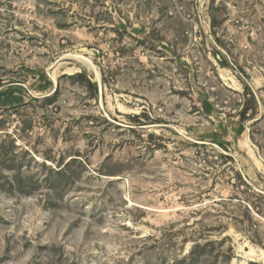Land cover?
I'll return each mask as SVG.
<instances>
[{
    "label": "rangeland",
    "instance_id": "374dc122",
    "mask_svg": "<svg viewBox=\"0 0 264 264\" xmlns=\"http://www.w3.org/2000/svg\"><path fill=\"white\" fill-rule=\"evenodd\" d=\"M263 254L264 0H0V264Z\"/></svg>",
    "mask_w": 264,
    "mask_h": 264
},
{
    "label": "trees",
    "instance_id": "16d2710c",
    "mask_svg": "<svg viewBox=\"0 0 264 264\" xmlns=\"http://www.w3.org/2000/svg\"><path fill=\"white\" fill-rule=\"evenodd\" d=\"M245 88H246L245 94H244L245 98L247 100H254L255 99L254 94L250 91V89L248 87H245ZM246 110H247L246 108L243 110V112H242L243 115H244ZM252 114L253 113H251L250 115H252ZM229 157L232 158L231 156H226V158H229Z\"/></svg>",
    "mask_w": 264,
    "mask_h": 264
},
{
    "label": "bare ground",
    "instance_id": "6f19581e",
    "mask_svg": "<svg viewBox=\"0 0 264 264\" xmlns=\"http://www.w3.org/2000/svg\"><path fill=\"white\" fill-rule=\"evenodd\" d=\"M264 255V254H263ZM251 256H252V251L250 250V251H248V252H246V257L247 258H251ZM232 264H234V261L232 262Z\"/></svg>",
    "mask_w": 264,
    "mask_h": 264
}]
</instances>
